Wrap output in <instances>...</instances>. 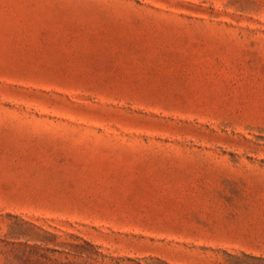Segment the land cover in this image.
Returning a JSON list of instances; mask_svg holds the SVG:
<instances>
[{
	"label": "rangeland",
	"instance_id": "1",
	"mask_svg": "<svg viewBox=\"0 0 264 264\" xmlns=\"http://www.w3.org/2000/svg\"><path fill=\"white\" fill-rule=\"evenodd\" d=\"M0 264H264V0H0Z\"/></svg>",
	"mask_w": 264,
	"mask_h": 264
}]
</instances>
